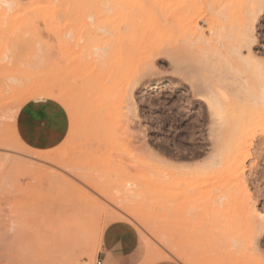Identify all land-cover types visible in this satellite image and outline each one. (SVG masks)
<instances>
[{
	"label": "rangeland",
	"instance_id": "1",
	"mask_svg": "<svg viewBox=\"0 0 264 264\" xmlns=\"http://www.w3.org/2000/svg\"><path fill=\"white\" fill-rule=\"evenodd\" d=\"M187 1L210 13L222 1L247 0ZM111 6L20 4V15L0 7V264H96L98 253L116 246L134 247L142 264H264V234L256 235L246 209L255 205L264 215V144L256 145L264 118L251 122L232 102L220 112L228 138L245 144L236 170L237 147L212 151L211 121L192 93V84L213 87L225 75L226 39L208 41L203 15L197 27L206 43L203 36L192 42L176 21L150 22L127 39L155 45L156 54L127 98L120 93L128 78L117 69L126 38ZM33 9L38 18L30 20ZM255 20L251 51L264 61V4ZM40 99L60 104L69 123L64 141L42 154L13 133L18 110ZM129 188L137 197L124 198Z\"/></svg>",
	"mask_w": 264,
	"mask_h": 264
},
{
	"label": "bare ground",
	"instance_id": "2",
	"mask_svg": "<svg viewBox=\"0 0 264 264\" xmlns=\"http://www.w3.org/2000/svg\"><path fill=\"white\" fill-rule=\"evenodd\" d=\"M24 1L26 3H21L19 0H0V7L5 6L6 7L5 10L7 9L6 11H10V12L13 11L12 9H15V11H16L15 14L17 13V15H20L21 13L19 11H17V10H19L20 4H28V5H30V7L31 6L32 7H40V6L50 5V4H73V6H74V4H108V6H109V4H112V6L110 8L109 7L108 8L110 9V12H112L113 18L115 20H118V22L120 23L119 25H117V26H119L117 28V32L119 35H122L123 37L126 38L124 43L125 42L127 43V39L134 40L136 38V34L143 32L150 22L157 21L158 23H161V21L163 22V20H164V23L168 22V24L170 21H176V22L180 23L182 28L185 31L191 33V36H194L193 37L194 40L192 42H194L196 39L200 40V36H203V32L199 31V27H197L198 26L197 20L203 15L204 20H205L206 25H207V28H208V37H209L208 41H211V40H216V41L221 40L222 41V40L226 39V41L224 40L225 43L223 42V46H224V48L227 49V51H225L226 54H224V58L221 57L220 60L222 61V59H223L225 66L228 68V69H225V72L227 73L226 70H228V72H230L229 73L230 77L228 76L229 77L228 78L226 76V73H225V75L222 74V77H220V79L217 77L219 79V80L217 79L218 83L213 87H204V88L202 87L201 88V86L198 87V86H194L192 84V93L194 94V96L199 97L201 103L202 102L204 103L206 110H207V117H209V119L211 121L210 122L212 124V126L210 128V130L212 132L211 134L214 133L211 136V144H210L212 151H214V152L217 151V153L219 151L223 152L224 150H227L228 148L234 146L235 149L237 147V149L235 150V154L232 158V163L236 164L234 167L236 168L237 166H239L241 163H243L245 161L246 157L244 156V152H245L244 151V148H245L244 142L239 141L238 139H235V141H234V140H230L231 138H228L229 137L228 133H230L229 132L230 129L227 132L228 126L226 127L224 122L221 121L220 112L223 111V107L225 109L227 107V105H229V103L232 102L230 105L235 103L237 106H239V108L242 110V112L243 111L246 112L247 116L251 115L252 117H254L253 119L249 118L250 120H252L251 122L255 121V119H263L264 118V61L260 60V58L258 59L256 57L257 55L251 51V44L254 41V39H256L253 37V35H254L253 34L254 33L253 22L256 18L257 13H259L261 11L263 4H264V0H247L242 4H230V3L227 4V2H226V5L222 4L223 1L221 2L222 5L217 2L219 4L217 7L213 6V5L211 6V4H210V6H211V8H210L211 10L209 11L210 13L207 12V10H209V9L205 10L203 5L199 11L191 10L190 9L191 5L189 6L187 0H24ZM189 1H191V0H189ZM228 2H229V0H228ZM150 4H153L154 6H159L163 13L161 12L162 13L161 15H160V13H159V15H157L156 14L157 11H156V13L153 14L152 10L150 9ZM23 7L24 6H22V10H21L22 14L24 13ZM30 7H28V9ZM2 9H4V7ZM30 9H32V8H30ZM30 11L33 12V13H31V15H29L30 17L28 16L30 20H34L32 18L34 16H36V18H38L37 17L38 15H34V9L30 10ZM30 11H29V13H30ZM10 12L8 15H11ZM84 12H86V11H84ZM18 13H20V14H18ZM88 15H89V12H88ZM82 16H83V14H82ZM3 17H4V15H3ZM25 17H27V16L24 15V18ZM56 17H59V15L58 16L56 15ZM226 17L227 18L228 17L234 18L231 21V22H233L232 25H230V27L228 26L229 28H227V29H226V27L225 28L221 27L220 23H219L222 18H226ZM18 18H19V16H18ZM29 19L25 18V21L26 20L28 21ZM55 19H57V18H55ZM3 21H5V20H3ZM107 21H109V19ZM170 26L171 25L169 24V27ZM173 26H172V28H173ZM167 33H169V32H167ZM111 37H113V36H111ZM15 38H18V36H16ZM231 38H232V40L231 41L229 40L230 41L229 42L227 39H231ZM187 39L189 40V38H187ZM205 39L206 38L204 37L203 40H205ZM221 41H219V43ZM124 43H122V45ZM205 43H206V40H205ZM125 44L123 45L122 49L124 51L126 50V52L121 55L122 59L119 61L120 64H119V68L117 66V69H119L118 71L121 72V73L119 72L120 74H118V76L123 75V76H126L128 78V81H127L128 85H125L126 84V82H125V84H123L125 86L123 88L121 87L122 91L119 89L122 92L120 94H122L124 97L128 94L126 96L128 98V96L130 95V92H131L130 90L134 86V84H132V80L134 79V83H135L137 81L136 78L138 76V73L142 72V76H143V73L145 72V70H148L149 67L150 68L152 67L153 58L155 57L156 54L154 52V54H155L154 55L153 52L150 51V50H153V48L155 49V45L152 44V42H151V46L154 45V47H151L150 50L146 48V47H149V44H146V43L145 44L147 46L143 47V46H141L142 44L141 45H135L134 42H130V44H128V43L126 44L127 45L126 49H124ZM137 44H139V43L137 42ZM182 44H184V43H182ZM220 45H221V43H220ZM203 46H206V45L204 44ZM163 48H164V46H163ZM187 48H188V46H187ZM243 49H245V50L247 49V51H248L246 56H244L241 52ZM178 50L180 51V49H178ZM208 50H209V48H208ZM203 51H205V50H203ZM219 52L217 54H219ZM203 53H205V52H203ZM169 54L171 56L172 53H169ZM219 56H221V55H218V57ZM90 57H92V56H90ZM216 57H217V55H216ZM217 61L219 62V58L217 59ZM104 66H105V64H104ZM200 66H201V64H200ZM223 66L221 68H223ZM204 67H205V65H204ZM208 70H210V67ZM222 70H224V68ZM110 73L111 72H109V74ZM146 73H147V71H146ZM114 75H115V72H114ZM219 75H220V73H219ZM112 78L109 80H112L111 82H112V84H114L113 86H115V82H113V81H115L116 79L114 80V78L113 79ZM138 79H139V77H138ZM211 81H213V80H211ZM137 83H139V82L137 81ZM130 84H132V87L130 86ZM204 86H206V85L204 84ZM129 98H130V96H129ZM226 103H228V104L226 105ZM224 104L226 106H223ZM238 112H240V111H238ZM248 112H249V114H247ZM250 112H251V114H250ZM242 115H244V113ZM202 118L206 119V114L203 115ZM231 136H233V135H231ZM257 142H258L256 144L257 146L258 145L261 146L264 144V135L263 134L260 136V138L258 139ZM162 167H164V166H162ZM237 169L240 170L241 167H239V168L237 167L236 170ZM135 195L137 197L138 191H134L133 189L129 188L127 193L124 194V198H127L128 196H129L128 199L131 196L133 198V197H135ZM248 199H249V196H248ZM246 205H248V204H246ZM250 207L251 206L249 205V207L246 208L248 211L247 213H249L251 217L252 216L254 217L253 218L254 223L256 222L255 223L256 224V228H255L256 229V235L261 236L262 234H264V217H263L264 215L255 208V205L252 206L251 208ZM125 216H127V215H125ZM114 220L121 222L122 224L126 225L129 229L132 228L131 224L127 223V221H123L120 219L118 220L117 218ZM146 244L148 246V241ZM174 255H175V253H174ZM156 258L160 259L159 257H156ZM188 264H198V263L193 261V262H190Z\"/></svg>",
	"mask_w": 264,
	"mask_h": 264
},
{
	"label": "crops",
	"instance_id": "3",
	"mask_svg": "<svg viewBox=\"0 0 264 264\" xmlns=\"http://www.w3.org/2000/svg\"><path fill=\"white\" fill-rule=\"evenodd\" d=\"M13 133L22 147L42 154L59 146L66 138L69 123L65 110L55 101L40 99L24 104L14 118ZM39 151V152H38ZM126 230V225L115 220ZM100 264H142L132 246L104 248L97 255ZM151 264H179L170 260H159Z\"/></svg>",
	"mask_w": 264,
	"mask_h": 264
},
{
	"label": "built area",
	"instance_id": "4",
	"mask_svg": "<svg viewBox=\"0 0 264 264\" xmlns=\"http://www.w3.org/2000/svg\"><path fill=\"white\" fill-rule=\"evenodd\" d=\"M96 264H100V261H97V263Z\"/></svg>",
	"mask_w": 264,
	"mask_h": 264
}]
</instances>
